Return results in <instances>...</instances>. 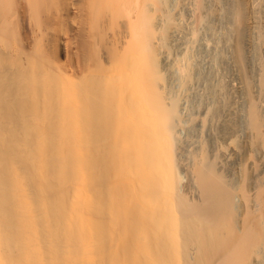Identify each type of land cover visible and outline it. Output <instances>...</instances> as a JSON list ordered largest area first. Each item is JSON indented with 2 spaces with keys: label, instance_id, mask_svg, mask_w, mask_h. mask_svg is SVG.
<instances>
[{
  "label": "bare ground",
  "instance_id": "1",
  "mask_svg": "<svg viewBox=\"0 0 264 264\" xmlns=\"http://www.w3.org/2000/svg\"><path fill=\"white\" fill-rule=\"evenodd\" d=\"M0 264H264V0H0Z\"/></svg>",
  "mask_w": 264,
  "mask_h": 264
}]
</instances>
